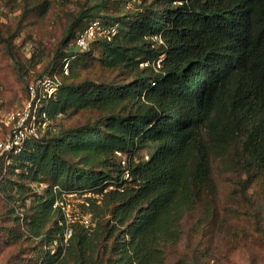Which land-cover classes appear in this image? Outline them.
I'll use <instances>...</instances> for the list:
<instances>
[{
    "label": "trees",
    "instance_id": "16d2710c",
    "mask_svg": "<svg viewBox=\"0 0 264 264\" xmlns=\"http://www.w3.org/2000/svg\"><path fill=\"white\" fill-rule=\"evenodd\" d=\"M140 1L133 10L100 0L81 11L62 44L74 40L77 51L38 76L61 80L40 109L54 126L0 159V170L17 177L1 189L25 209L12 214L35 264H163L180 221L215 187L212 158L232 155L247 175L264 172V0ZM94 21L116 32L81 50L76 40ZM0 42L15 58L1 31ZM85 68L122 80L80 79ZM81 112L98 115L57 124ZM67 193H92L101 205L92 202L95 227L73 224L65 247L64 214L54 205Z\"/></svg>",
    "mask_w": 264,
    "mask_h": 264
},
{
    "label": "rangeland",
    "instance_id": "374dc122",
    "mask_svg": "<svg viewBox=\"0 0 264 264\" xmlns=\"http://www.w3.org/2000/svg\"><path fill=\"white\" fill-rule=\"evenodd\" d=\"M122 1L127 2V10L137 9L141 3L140 0ZM99 2L0 0V31L11 42L15 56L0 42V140L13 127L8 121L9 114L29 102V84L46 74L54 62L77 51L74 40L62 45L68 28L83 9ZM113 11L109 7L101 10V14ZM94 17L90 16L82 26ZM79 72H82L80 79L122 80L116 73L99 68L79 69ZM97 115L70 113L60 116L57 124L74 127L93 121ZM51 126L54 124L40 128L41 136ZM211 165L215 187L212 192L204 193L195 208L180 221V238L176 244L164 246L163 264H264V172L252 171L247 175L235 164L232 155L212 158ZM9 178L17 179L10 171L0 170V264H35L37 253L25 235L24 225L16 221L17 212L25 209L20 207V202L11 203L1 189ZM30 186L34 192L41 191L34 183ZM69 204L71 216L87 212L82 199L69 200ZM96 207L89 209L92 219ZM14 208L16 215L12 214Z\"/></svg>",
    "mask_w": 264,
    "mask_h": 264
},
{
    "label": "built area",
    "instance_id": "2783aa9c",
    "mask_svg": "<svg viewBox=\"0 0 264 264\" xmlns=\"http://www.w3.org/2000/svg\"><path fill=\"white\" fill-rule=\"evenodd\" d=\"M116 30L107 28L102 25L100 21H94L91 25L82 32L77 40L76 44L81 50H87L90 42L96 38L110 37L115 34ZM64 74L68 75V65L64 67ZM61 86V80L58 76L44 77L34 80L28 86L29 102L26 107L21 110L14 111L9 114L8 121L13 124L10 133L0 140V159L4 158L8 161L11 155H17L21 153L28 142L33 139H39L41 134L39 133L40 128H46L48 116L46 112L40 114V109L44 105V102L50 99ZM120 158L122 166L127 165V160L120 154L117 153ZM129 178V174H126ZM58 188H55V192ZM82 199L84 205V214H78L77 216H71L68 213L69 200ZM96 201L100 203L99 196L92 193H67L63 194L61 198L57 200L54 208H60L64 214V221H61L60 225L63 226V246H67L69 241L74 235L72 225L79 223L87 229L95 227V221L92 219V214L89 213V209L92 206V202ZM55 246L52 248L55 250Z\"/></svg>",
    "mask_w": 264,
    "mask_h": 264
}]
</instances>
